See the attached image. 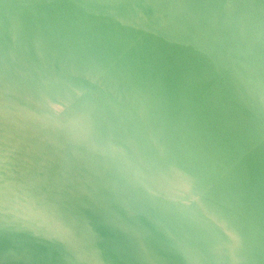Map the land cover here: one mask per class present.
<instances>
[{"label": "water", "instance_id": "water-1", "mask_svg": "<svg viewBox=\"0 0 264 264\" xmlns=\"http://www.w3.org/2000/svg\"><path fill=\"white\" fill-rule=\"evenodd\" d=\"M0 264H264V0H0Z\"/></svg>", "mask_w": 264, "mask_h": 264}]
</instances>
